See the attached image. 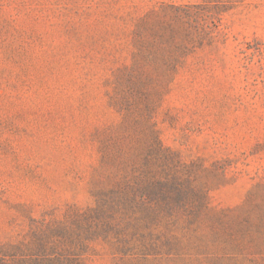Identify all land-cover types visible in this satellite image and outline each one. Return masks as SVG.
Here are the masks:
<instances>
[{
    "label": "rangeland",
    "instance_id": "374dc122",
    "mask_svg": "<svg viewBox=\"0 0 264 264\" xmlns=\"http://www.w3.org/2000/svg\"><path fill=\"white\" fill-rule=\"evenodd\" d=\"M35 259L264 264V0H0V264Z\"/></svg>",
    "mask_w": 264,
    "mask_h": 264
},
{
    "label": "trees",
    "instance_id": "16d2710c",
    "mask_svg": "<svg viewBox=\"0 0 264 264\" xmlns=\"http://www.w3.org/2000/svg\"><path fill=\"white\" fill-rule=\"evenodd\" d=\"M156 184H158V183H156ZM162 189H164V190H162ZM139 190L141 191L140 195H146L147 199H150V200L156 199V198H152V197H154V196H152L153 195L152 188L147 186V187L141 188V189L138 188L136 191H139ZM158 194H159V196H155V197H158V198H160L162 200H164L168 196L170 197V192H168L166 190V188L162 187V186L160 188H158ZM41 262H43V261H39V260L35 259L34 261H31L30 264H41Z\"/></svg>",
    "mask_w": 264,
    "mask_h": 264
}]
</instances>
